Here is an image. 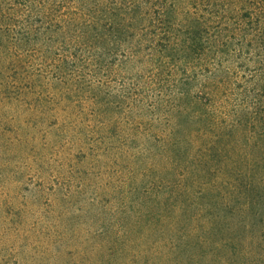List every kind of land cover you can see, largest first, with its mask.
Returning a JSON list of instances; mask_svg holds the SVG:
<instances>
[{"label":"trees","instance_id":"obj_1","mask_svg":"<svg viewBox=\"0 0 264 264\" xmlns=\"http://www.w3.org/2000/svg\"><path fill=\"white\" fill-rule=\"evenodd\" d=\"M37 61L136 163L94 262L264 264V0H0V77Z\"/></svg>","mask_w":264,"mask_h":264},{"label":"rangeland","instance_id":"obj_2","mask_svg":"<svg viewBox=\"0 0 264 264\" xmlns=\"http://www.w3.org/2000/svg\"><path fill=\"white\" fill-rule=\"evenodd\" d=\"M35 66L45 78L0 77V264H97L95 237L136 163L78 68L57 80L51 61Z\"/></svg>","mask_w":264,"mask_h":264}]
</instances>
